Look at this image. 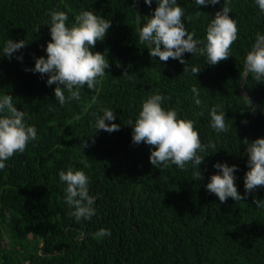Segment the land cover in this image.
Wrapping results in <instances>:
<instances>
[{
  "label": "trees",
  "instance_id": "1",
  "mask_svg": "<svg viewBox=\"0 0 264 264\" xmlns=\"http://www.w3.org/2000/svg\"><path fill=\"white\" fill-rule=\"evenodd\" d=\"M178 2L188 17L186 28L203 40L224 0L198 7L194 0ZM155 7V0L151 6L141 0V18ZM230 7L238 32L229 57L208 65L204 56L184 53L188 66L200 67L195 76L182 73L184 64L176 59L161 67L157 58L152 61L136 32L138 0H0V46L8 38L28 41L16 54L21 60L0 52V93L12 95L37 129L36 139L0 170V264H264V207L253 201L264 199V186L239 202L231 197L220 202L204 186L217 171L213 163L227 162L237 165L234 183L243 195L247 154L242 141L264 135V113L239 89L244 55L255 34L264 33V15L254 0H230ZM82 8L111 20L94 46L109 67L96 90L85 85L79 101L60 106L56 85H47L46 75L30 69L35 57L46 55L50 11H65L70 23ZM193 84L200 91L199 106L192 101ZM245 89L264 106V81L249 74ZM152 92L166 97L162 106L194 122L202 143H214L199 165L202 180L190 163L183 170L153 166L149 146L132 142L127 121L135 119ZM217 103L225 111L226 133L217 134L209 124L208 109ZM100 106L114 109L119 130L94 132L92 113ZM81 158L90 164L84 171L96 196L95 214L88 220L67 215L57 175L69 166L82 168ZM101 227L111 234L94 237Z\"/></svg>",
  "mask_w": 264,
  "mask_h": 264
},
{
  "label": "clouds",
  "instance_id": "2",
  "mask_svg": "<svg viewBox=\"0 0 264 264\" xmlns=\"http://www.w3.org/2000/svg\"><path fill=\"white\" fill-rule=\"evenodd\" d=\"M143 2L151 6L153 0ZM217 3L219 0H194L197 7ZM254 3L259 14L264 15V0H254ZM155 4L151 15L137 18L136 27L138 39L147 45L150 56L165 62L169 58L176 59L184 64L182 73L195 76L200 67L188 66L184 53L204 56L208 65H215L229 57L230 46L237 39L238 32L236 21L230 15V0H224L223 5L211 15L203 40L194 39V33L186 28L184 21L188 17L178 0H155ZM68 21L65 11H50L49 19L45 23L49 26L50 34L44 47L46 55L35 57L34 65L30 69L40 73L42 77L46 75L47 85H56L53 92L55 101L60 106L72 100L79 101L81 89L85 85L87 89L96 90L100 78L109 67V60L104 52L95 51L94 46L105 37L111 20L82 8L74 14L72 22ZM39 27L37 26L36 31ZM27 42L25 39H5L0 46V52L11 58ZM16 58L21 60L22 54L16 55ZM249 74L256 82L264 81V33L259 31L243 58L241 77ZM191 93L193 103L201 105L200 91L195 84L191 86ZM164 99L166 97L162 93L152 92L141 101L135 119L130 118L127 121L132 128V142H143L149 146V162L153 166L160 169L172 164L183 170L190 163L196 169L193 173L195 178L202 180L199 165L209 155L208 150L215 148V145L211 140L202 143L194 122L178 115L176 109L162 106ZM53 110L54 106L50 105L49 111ZM208 115L210 127L217 134L229 131V125L225 122V111L220 104L212 105L208 109ZM92 116L94 132L104 130L111 133L119 130L120 125L114 122V109L100 106L99 111L93 112ZM36 137L35 125L27 122L25 113L13 103L12 95L0 93V170L6 167V162L14 153L23 152L27 144ZM242 143L247 154V170L243 177L244 194L237 190L234 183L237 165L227 162L213 163L212 167L217 171L208 177L204 185L220 202L229 197L239 202L258 186H264V135L251 141L245 138ZM79 163L83 165L82 168L69 166L58 170V182L63 186L67 215L76 220H88L95 214L96 196L89 192L90 178L84 171L90 167L88 160L81 158ZM253 201L257 207H264V199L254 197ZM110 234V229L101 227L93 236L105 237Z\"/></svg>",
  "mask_w": 264,
  "mask_h": 264
},
{
  "label": "water",
  "instance_id": "3",
  "mask_svg": "<svg viewBox=\"0 0 264 264\" xmlns=\"http://www.w3.org/2000/svg\"><path fill=\"white\" fill-rule=\"evenodd\" d=\"M138 14H137V18H141V0H138ZM152 46H154V45H152ZM151 58H152V61H154V59H155V57H152L151 56ZM165 61H161L160 63H159V65H157V67H161L162 65H163V63H164ZM249 76V75H248ZM248 76H246V77H243V78H241V81H240V84H239V89H240V92H241V94L247 99V100H249L252 104H253V106H254V108H257V109H259L260 111H262L263 113H264V106L259 102V101H257L246 89H245V83H246V81H247V79H248Z\"/></svg>",
  "mask_w": 264,
  "mask_h": 264
}]
</instances>
